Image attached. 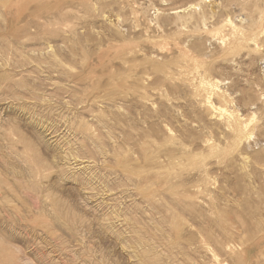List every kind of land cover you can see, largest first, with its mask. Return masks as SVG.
I'll use <instances>...</instances> for the list:
<instances>
[{"label":"rangeland","instance_id":"374dc122","mask_svg":"<svg viewBox=\"0 0 264 264\" xmlns=\"http://www.w3.org/2000/svg\"><path fill=\"white\" fill-rule=\"evenodd\" d=\"M0 264H264V0H0Z\"/></svg>","mask_w":264,"mask_h":264},{"label":"bare ground","instance_id":"6f19581e","mask_svg":"<svg viewBox=\"0 0 264 264\" xmlns=\"http://www.w3.org/2000/svg\"><path fill=\"white\" fill-rule=\"evenodd\" d=\"M198 6V5H197Z\"/></svg>","mask_w":264,"mask_h":264}]
</instances>
